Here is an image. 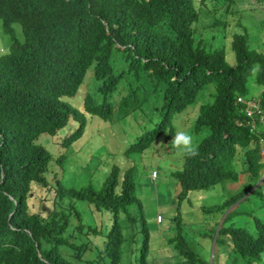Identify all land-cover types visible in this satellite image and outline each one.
<instances>
[{
  "label": "trees",
  "instance_id": "16d2710c",
  "mask_svg": "<svg viewBox=\"0 0 264 264\" xmlns=\"http://www.w3.org/2000/svg\"><path fill=\"white\" fill-rule=\"evenodd\" d=\"M205 2L0 0L5 30L13 34L18 21L25 36L20 42L13 35L0 55V264H86L85 251L110 264H148L150 235L140 221L134 166L113 164L102 181L81 186L64 172L68 148L84 135L89 117L110 119L118 98L120 118L133 112L138 122L125 151L143 152L159 139L174 138L173 115L213 85V101L201 104L193 127L196 134L208 133L184 152L183 166L174 172L181 183L178 201L248 173L249 181L217 207L222 213L254 188L264 168L263 134L251 130L246 104L237 97L249 98L247 79L254 69L264 111V53L241 32L232 36L234 64L223 48L197 42ZM115 51L123 53L127 69H115ZM90 70L96 90L77 107L71 99ZM144 74L154 91L141 96ZM90 207L101 214L98 225L85 217ZM229 215L218 231L219 222L202 235L217 231V244L261 262L264 220L255 217L251 230L226 226ZM75 231L78 239L71 238ZM81 236L86 240L79 243ZM187 238L179 221L169 241L188 264H209Z\"/></svg>",
  "mask_w": 264,
  "mask_h": 264
},
{
  "label": "rangeland",
  "instance_id": "374dc122",
  "mask_svg": "<svg viewBox=\"0 0 264 264\" xmlns=\"http://www.w3.org/2000/svg\"><path fill=\"white\" fill-rule=\"evenodd\" d=\"M226 2V0H206L201 6L199 20L196 23V41L209 50L223 48L230 64L235 63L231 41L233 34L237 32L247 34L249 46L264 53V0H231L229 4ZM12 28L13 34H9L0 17V55L9 50L13 35L20 42L24 41L21 23L13 22ZM114 59L115 69L118 72L127 69L128 64L122 52L115 51ZM126 73L129 74L127 71ZM129 76L132 86H135L134 77L131 73ZM147 76L144 74L143 84L140 86L141 96L150 91L153 94L154 91L153 83ZM254 80L253 69L247 79L249 98L258 96L263 89V86L255 83ZM96 86L93 72L90 70L78 95L74 96L71 102L81 107L84 96L88 92H94ZM212 92L215 93L213 85L206 87L194 103L172 117L176 134L178 131H184L191 135L192 147L208 133V129H205L202 133L196 134L193 127L201 104L213 101ZM119 101L118 98L110 119L89 117L84 135L68 148L69 170L67 168L68 171L64 172L69 174V182L76 186L85 185L90 181L99 183L113 164L121 167L134 166L137 176L136 193L141 202L143 217V221H140L145 224L150 235L148 264H188L187 258L169 241V238L176 233L179 221L183 222L189 245L209 264L217 262L264 264V257L261 262L248 261L235 254L228 244H217L215 237L203 236L201 233L213 228L217 222L220 223L228 211L230 215L225 222L226 226L255 229V217L264 220V180L257 183L261 185L256 184L258 191H249L222 213L217 207L249 181L247 173H240L236 182L219 183L209 189L192 190L179 202L181 183L174 172L182 168L185 151L173 145L174 137L167 141L159 139L143 152H126L132 134L138 130L136 125L138 122L131 118L133 112L120 118L123 113L118 111ZM153 171H156L155 176ZM263 175L264 168L260 177ZM178 210L181 218H177ZM88 211L85 217L94 219L98 225L101 214L93 211L91 213V207ZM158 216L160 220L157 219ZM76 231L71 236L72 239H78ZM225 239L229 242L227 237ZM85 240L86 238L81 236L79 243ZM84 255L89 259L86 264H110L107 258L97 259L91 251H85Z\"/></svg>",
  "mask_w": 264,
  "mask_h": 264
},
{
  "label": "clouds",
  "instance_id": "9594fccd",
  "mask_svg": "<svg viewBox=\"0 0 264 264\" xmlns=\"http://www.w3.org/2000/svg\"><path fill=\"white\" fill-rule=\"evenodd\" d=\"M239 98H242L244 101H251V100H253V99H260V105H261V109H262V115L264 116V111H263V107H262V104H261V94L259 93L258 94V96H256V97H252V98H245V97H243V96H238L237 97V101L238 102H242V103H244V104H246V108H247V103L246 102H243V101H240L239 100ZM246 108H245V112H246ZM247 115V114H246ZM248 118H249V123H250V117L249 116H247ZM250 125H251V123H250ZM256 130H252V128H251V130L252 131H254L256 134H258V135H261V134H263L262 136H260V145H261V147H260V152H261V155H262V157H263V159H264V125L261 123V122H258L257 121V126H256V128H255ZM172 143H173V145L176 147V148H180V149H183L184 151H186V152H191L192 151V144H193V140H192V137H191V135H189V134H187V133H185L184 131H178L177 132V134H176V136H175V138H174V140L172 141ZM264 162V161H263ZM261 174H262V171H261ZM261 180H264V175L263 176H261L260 178H259V180H258V182L257 183H260L261 182ZM256 183V184H257ZM228 184V183H227ZM264 184V183H263ZM257 185H261V184H257ZM256 186V185H255ZM254 186V188H257V187H255ZM253 188V189H254ZM252 189V190H253ZM229 212V211H228ZM221 213V212H220ZM227 213V212H226ZM226 213H225V215H226ZM225 215H224V217H225ZM223 217V218H224ZM158 220H160V217L158 216ZM223 220V219H222ZM222 220L220 221V224H219V226L217 227V231H218V229L220 228V226H221V223H222ZM217 231H216V233H215V235H214V237H215V240H216V235H217ZM225 245V244H224ZM228 246L232 249V247L228 244ZM242 257V256H241ZM255 262V261H254ZM257 262V261H256ZM255 262V263H256ZM209 263V262H208Z\"/></svg>",
  "mask_w": 264,
  "mask_h": 264
},
{
  "label": "built area",
  "instance_id": "2783aa9c",
  "mask_svg": "<svg viewBox=\"0 0 264 264\" xmlns=\"http://www.w3.org/2000/svg\"><path fill=\"white\" fill-rule=\"evenodd\" d=\"M240 101L247 103L246 114L250 117V123L252 130H256L257 121L264 125V116L262 115V109L260 105V99H253L251 101H244L239 98ZM156 175V171H153V176Z\"/></svg>",
  "mask_w": 264,
  "mask_h": 264
},
{
  "label": "crops",
  "instance_id": "0c3cea01",
  "mask_svg": "<svg viewBox=\"0 0 264 264\" xmlns=\"http://www.w3.org/2000/svg\"><path fill=\"white\" fill-rule=\"evenodd\" d=\"M248 174V173H247ZM249 175V174H248ZM157 219H158V217H157Z\"/></svg>",
  "mask_w": 264,
  "mask_h": 264
}]
</instances>
